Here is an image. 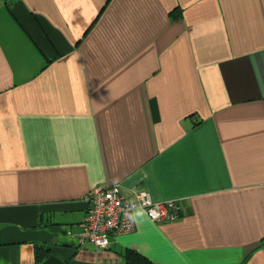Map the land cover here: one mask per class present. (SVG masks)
<instances>
[{
    "label": "crops",
    "instance_id": "0c3cea01",
    "mask_svg": "<svg viewBox=\"0 0 264 264\" xmlns=\"http://www.w3.org/2000/svg\"><path fill=\"white\" fill-rule=\"evenodd\" d=\"M112 184L182 216L80 244ZM131 253L264 264V0H0V264Z\"/></svg>",
    "mask_w": 264,
    "mask_h": 264
},
{
    "label": "built area",
    "instance_id": "2783aa9c",
    "mask_svg": "<svg viewBox=\"0 0 264 264\" xmlns=\"http://www.w3.org/2000/svg\"><path fill=\"white\" fill-rule=\"evenodd\" d=\"M88 209L80 223V244L107 248L110 236L135 229L134 214L141 210L152 221H173L182 216L178 200L156 201L147 190H138L134 199L122 193L119 184L98 186L87 195Z\"/></svg>",
    "mask_w": 264,
    "mask_h": 264
},
{
    "label": "trees",
    "instance_id": "16d2710c",
    "mask_svg": "<svg viewBox=\"0 0 264 264\" xmlns=\"http://www.w3.org/2000/svg\"><path fill=\"white\" fill-rule=\"evenodd\" d=\"M42 250H43V248H40L39 247V249H38V256H39V258H41L43 256V254L40 253ZM131 254L132 255L128 258V261H129L128 264H144V263L141 262V259H140V257L137 254H135V253L134 254L131 253Z\"/></svg>",
    "mask_w": 264,
    "mask_h": 264
}]
</instances>
